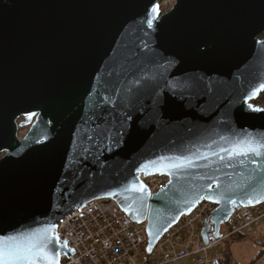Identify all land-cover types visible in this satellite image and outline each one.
<instances>
[{
    "label": "water",
    "instance_id": "95a60500",
    "mask_svg": "<svg viewBox=\"0 0 264 264\" xmlns=\"http://www.w3.org/2000/svg\"><path fill=\"white\" fill-rule=\"evenodd\" d=\"M262 33L264 0H174L164 12L159 0H0L6 264H45L38 249L57 221L93 199L144 223L146 251L203 200L216 228L233 205L261 203L264 148L233 153L264 143ZM20 112L37 116L18 141ZM154 173L168 182L151 194L142 177ZM53 250L60 264L68 249Z\"/></svg>",
    "mask_w": 264,
    "mask_h": 264
},
{
    "label": "built area",
    "instance_id": "2783aa9c",
    "mask_svg": "<svg viewBox=\"0 0 264 264\" xmlns=\"http://www.w3.org/2000/svg\"><path fill=\"white\" fill-rule=\"evenodd\" d=\"M159 5L161 9L171 2L159 0ZM142 180L152 194L165 187L168 177L154 173ZM215 208L212 201L199 202L146 251L144 223L136 222L132 213L123 212L117 199L90 200L56 223L55 235L67 242L68 249L60 254V264H178L190 255H196L200 264H224L222 247L232 237L264 238V200L255 206L233 205L218 228L209 217ZM142 250L146 257L138 263L134 255Z\"/></svg>",
    "mask_w": 264,
    "mask_h": 264
},
{
    "label": "rangeland",
    "instance_id": "374dc122",
    "mask_svg": "<svg viewBox=\"0 0 264 264\" xmlns=\"http://www.w3.org/2000/svg\"><path fill=\"white\" fill-rule=\"evenodd\" d=\"M168 1L171 2V5L168 7L166 5L161 7L163 12L167 11L173 4V0ZM261 230L264 232V226L261 228ZM222 248L226 250V255L228 256L231 263L264 264V240L258 242L253 238L240 236L232 239L228 246H223ZM145 257L146 252L143 250L140 253L134 255V259L138 263L144 260ZM197 260L198 259L196 255H190L183 258L178 264H198Z\"/></svg>",
    "mask_w": 264,
    "mask_h": 264
},
{
    "label": "snow or ice",
    "instance_id": "6c2138e0",
    "mask_svg": "<svg viewBox=\"0 0 264 264\" xmlns=\"http://www.w3.org/2000/svg\"><path fill=\"white\" fill-rule=\"evenodd\" d=\"M261 87L264 88V85H261ZM89 139H91V137H89ZM262 148H264V143L252 144L251 142H245L243 147L237 146V150H235L233 154H235V155H247L248 153H253L255 155H260V149H262ZM85 150L87 151V149H85ZM161 159H166V158H161ZM138 190L143 191L144 186L141 185ZM248 202L251 203L252 201H248ZM56 240H58V238H51V239L46 238L45 242L38 249L39 258L44 259L45 264H59V261L55 256L54 250H53V253L51 254L50 258H49V254L47 252V244L50 242H56ZM7 241L13 242V243H10L7 247V256H10L14 259L20 258L21 252H20L19 246L14 243L15 238L14 237H8ZM63 244L65 247L67 246V242H63ZM4 245H5V240H0V264H6V255H5ZM35 247H36L35 245L27 247L24 249V252L32 253ZM24 258L27 259L26 256Z\"/></svg>",
    "mask_w": 264,
    "mask_h": 264
},
{
    "label": "flooded vegetation",
    "instance_id": "af4514ba",
    "mask_svg": "<svg viewBox=\"0 0 264 264\" xmlns=\"http://www.w3.org/2000/svg\"><path fill=\"white\" fill-rule=\"evenodd\" d=\"M36 116L37 112L32 114L20 112L13 118L14 136L18 141H21L27 134L31 125L35 121ZM4 153L5 151L0 152V157L3 156Z\"/></svg>",
    "mask_w": 264,
    "mask_h": 264
},
{
    "label": "trees",
    "instance_id": "16d2710c",
    "mask_svg": "<svg viewBox=\"0 0 264 264\" xmlns=\"http://www.w3.org/2000/svg\"><path fill=\"white\" fill-rule=\"evenodd\" d=\"M259 37L263 38L264 37V33H262ZM253 103L257 104V105H259L261 107H264V91L255 100H253ZM240 236L241 235H239L238 237H240ZM255 240L258 241V242L262 241L260 239H255ZM228 261H229L228 257L224 256V264H228ZM197 262H198V264H200L198 260H197ZM233 264H238V263H233Z\"/></svg>",
    "mask_w": 264,
    "mask_h": 264
},
{
    "label": "crops",
    "instance_id": "0c3cea01",
    "mask_svg": "<svg viewBox=\"0 0 264 264\" xmlns=\"http://www.w3.org/2000/svg\"><path fill=\"white\" fill-rule=\"evenodd\" d=\"M236 237H238V236H235V237H233L232 239H234V238H236ZM232 239H231V240H232ZM231 240H230V241H231ZM261 240L263 241V240H264V238H263V239H261ZM230 241L227 243V245H226V246H228V245H229ZM260 242H261V241H260ZM226 246H225V247H226ZM224 254H225V256H226V257H228V256L226 255V250H224ZM228 260H229V258H228ZM228 264H233V263H231L230 261H228Z\"/></svg>",
    "mask_w": 264,
    "mask_h": 264
}]
</instances>
